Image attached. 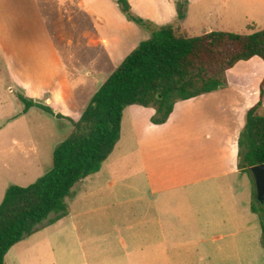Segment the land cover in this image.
<instances>
[{
    "label": "crops",
    "instance_id": "obj_1",
    "mask_svg": "<svg viewBox=\"0 0 264 264\" xmlns=\"http://www.w3.org/2000/svg\"><path fill=\"white\" fill-rule=\"evenodd\" d=\"M70 1L74 4L76 0ZM127 1L135 16L165 26H193L198 19L193 13L200 9L214 10L201 5L208 0L194 3L187 0L185 18L179 21L177 0ZM229 1L236 6L250 2L253 8L264 7V0ZM79 2L85 13L100 21L94 20L104 51L103 61L112 67L119 59L123 62L138 45L135 38L145 30L129 22L113 0ZM204 31L203 34L212 32L210 29ZM123 51L126 53L122 54ZM246 83L244 78L228 75V84L223 89L177 102L168 121L160 126L150 122L153 109L126 108L120 140L114 151L97 174L74 187L73 196L66 199L67 216L50 225L69 220L75 230L70 207L79 204L84 193L86 198L83 200L100 198V189L113 190L117 181H135V185L122 187L123 191L129 187L133 193L118 195V236L109 242L106 236L88 237L86 243L94 240L102 243L101 246L90 247L89 253L83 250L76 259L82 260L83 264H170V244L177 238L204 245L201 254L208 258L209 264H216L219 256L222 260L233 258L236 253L239 256L238 243H245L244 247L251 244L248 235L257 229L251 226L245 210L255 215L251 211L252 178L238 169V139L245 113L257 103L259 92L248 90ZM263 108L264 98L258 113ZM126 114L127 128L124 130ZM96 181H100L99 185L90 188ZM129 203L131 205L127 206ZM77 240L80 245L85 243ZM111 243L117 244L118 253H106L114 250Z\"/></svg>",
    "mask_w": 264,
    "mask_h": 264
},
{
    "label": "rangeland",
    "instance_id": "obj_2",
    "mask_svg": "<svg viewBox=\"0 0 264 264\" xmlns=\"http://www.w3.org/2000/svg\"><path fill=\"white\" fill-rule=\"evenodd\" d=\"M204 4L214 10L200 9L193 13L198 16L194 21L196 24L172 26L175 25L178 32L187 37L201 36L209 29L242 35L264 29V7L253 8L250 2L236 6L229 0H208L201 5ZM114 5L120 11L115 2ZM94 20L100 23L96 17L92 19L83 11L79 0L74 4L70 0H0V204L10 186L28 187L51 170L54 149L72 131L69 119H79L103 80L121 65L120 59L115 62V67L103 61L104 51ZM150 25L153 29L165 26ZM142 34L135 38L137 44L151 37V31ZM228 75L244 78L248 90L259 92L264 78V62L253 59L238 64ZM18 96L49 105L65 119L57 120L35 107L22 115L24 105ZM259 115L264 116V108ZM103 176L100 178L105 181ZM99 182H93L89 187L94 188ZM126 184L132 186L135 181H117L113 190L100 189V198L83 200L86 198L84 193L81 202L70 207L75 230L69 220L56 226H46L47 222H43L32 235L11 248L5 264H83L76 257L83 250L89 253L90 247L97 249L102 244L94 240L86 243L88 237L106 236L109 242L118 236V195L133 193L129 187L123 191ZM254 192L252 183V204L260 207ZM245 215L251 226L257 229L248 235L251 244L244 247L245 243H238L239 256L236 253L235 257L224 260L219 256L216 264H264L259 218L246 210ZM77 239L85 243L80 245ZM174 240L170 244V264H209L208 258L201 254L204 245ZM110 245L114 250L106 253H118L117 244ZM180 255L183 256L177 258Z\"/></svg>",
    "mask_w": 264,
    "mask_h": 264
},
{
    "label": "trees",
    "instance_id": "obj_3",
    "mask_svg": "<svg viewBox=\"0 0 264 264\" xmlns=\"http://www.w3.org/2000/svg\"><path fill=\"white\" fill-rule=\"evenodd\" d=\"M113 1L129 22L151 31V37L139 43L101 83L79 119H69L72 131L54 149L51 170L28 187L10 186L5 192L0 204V264L37 226L53 225L67 216L66 199L73 196L74 187L97 174L114 151L126 108H151V124L164 125L177 102L223 89L228 72L240 63L264 62V29L250 35L211 32L187 37L172 25L153 29L132 13L127 0ZM176 5L182 21L187 0H177ZM263 98L264 78L259 100L246 111L238 139V169L250 177L252 167L264 164V116L258 113ZM18 100L24 105L22 115L35 107L57 120L65 119L49 105L21 96ZM251 211L259 218L264 248V207L252 204Z\"/></svg>",
    "mask_w": 264,
    "mask_h": 264
},
{
    "label": "water",
    "instance_id": "obj_4",
    "mask_svg": "<svg viewBox=\"0 0 264 264\" xmlns=\"http://www.w3.org/2000/svg\"><path fill=\"white\" fill-rule=\"evenodd\" d=\"M251 178L255 187V198L260 204H264V164L252 167Z\"/></svg>",
    "mask_w": 264,
    "mask_h": 264
},
{
    "label": "flooded vegetation",
    "instance_id": "obj_5",
    "mask_svg": "<svg viewBox=\"0 0 264 264\" xmlns=\"http://www.w3.org/2000/svg\"><path fill=\"white\" fill-rule=\"evenodd\" d=\"M264 207V204H261Z\"/></svg>",
    "mask_w": 264,
    "mask_h": 264
}]
</instances>
